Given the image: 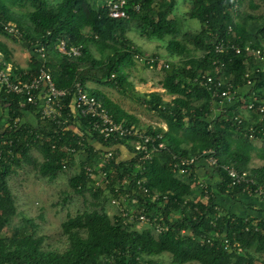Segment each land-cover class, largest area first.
<instances>
[{"label":"trees","instance_id":"1","mask_svg":"<svg viewBox=\"0 0 264 264\" xmlns=\"http://www.w3.org/2000/svg\"><path fill=\"white\" fill-rule=\"evenodd\" d=\"M189 1L191 6L184 17L201 22V29L194 33H182L176 17L165 15V12L174 11L177 0H129L125 8L128 17L121 19L110 17L103 0H60L57 3L51 0H0V33L10 35L3 28V23L9 21L21 29L23 37L20 39L30 52L29 72L37 71L40 66L30 42L37 39L45 42L47 66L60 88L71 87L76 81L83 84L87 81L121 83L126 77L125 67L135 64V54L145 55L128 36L132 28L148 38L171 37L166 47L171 54L180 56L176 62L152 56L156 59L153 66L160 65L164 69L162 88L173 96L172 99L166 100L156 91L143 96L148 106L167 124L166 130L161 126L145 128L136 116L97 89H90L104 101L116 120L134 124L150 133H160L167 145L160 156L145 161V170L141 173L136 166V157L122 158L124 149L126 152L132 149L129 140L124 138L107 143L114 144L115 158L103 166L107 178L100 183L85 169L86 165L96 162L97 154L93 150L81 152L79 162L72 159L64 164L69 152L60 150L61 147L52 149L62 131L49 121L40 120L37 126L23 123L24 111L35 112V108L22 107L17 96L1 91L0 100L8 105L9 126L6 127L0 117V264H160L165 253L171 257L169 264H264V215L246 216L232 212L219 201L220 196L226 195L237 202L246 193V184L229 187L230 178L223 170V164L248 171L253 180L251 188L264 186V164H252L254 154L264 161V114L252 111L253 117L246 118L238 110L241 100L250 101L254 92L264 101V59L255 60L245 52L236 54L230 50L217 54L213 50V40L219 38L232 40L242 47L259 48L264 53V12L258 16L241 12L244 0ZM28 3L33 9L24 18L14 7H24ZM137 5L139 9H136ZM181 33L185 42L201 49L200 55H194L177 38ZM60 38L67 39L69 44H83L82 56L71 58L59 54L56 44ZM92 47L100 52V57L94 54ZM0 50L10 59L6 44L0 42ZM215 59L224 66L213 64ZM255 64L260 69L253 75L254 84L248 88L247 70ZM201 69L210 71L216 78L222 76L225 84L237 93V104H229L226 112L214 113L209 92L194 82ZM219 100L216 99V103ZM236 115H240L242 122L235 120ZM17 118L22 122L15 126ZM37 132L44 137H37ZM74 133L73 129L67 130L58 145L75 144L78 133ZM256 139L263 143L257 146ZM4 140H12V143H3ZM33 146L42 153L40 163L30 154ZM210 148L216 151L218 168L200 161L183 175L170 165L172 153L191 158L201 156ZM19 157L35 163L42 177L49 180H54L60 172L73 170L69 178L72 190L84 196L89 192L93 198L91 209L70 215L63 223L67 236L64 250L45 249V237L35 236L25 227H15L8 233L18 211L9 177L13 166L20 163ZM124 176L128 177V191L137 200L136 205L140 207L146 202L152 217V222L143 223L145 225L140 229L135 224L126 227L124 217L111 203L113 197L121 198L119 191L124 192ZM140 177L147 179L151 194H160L158 200L139 193L135 183ZM199 179L204 180L209 192L206 201L198 198L199 192L205 193L198 184ZM212 179L215 180L213 184ZM108 202L116 208L112 216L106 210ZM216 206L220 211L215 209ZM247 207L257 208L264 214L263 203H252ZM156 216L167 227L161 233L155 231L153 218ZM27 224L34 226L29 218ZM225 239L229 242L228 248Z\"/></svg>","mask_w":264,"mask_h":264},{"label":"built area","instance_id":"2","mask_svg":"<svg viewBox=\"0 0 264 264\" xmlns=\"http://www.w3.org/2000/svg\"><path fill=\"white\" fill-rule=\"evenodd\" d=\"M129 0H107L106 7L109 15L115 19L127 18L126 6ZM140 6L137 5L136 9ZM4 30L10 35L18 38L23 37V32L14 22H4ZM229 30L232 31L231 26ZM234 34V32H233ZM33 46L35 54L40 60V66L35 72H29L27 69L20 71L18 67L14 66L12 62L8 60L3 51L0 50V90L6 94H13L18 97L19 105L24 107L30 105L35 108V114L41 121L52 122L61 131L57 137V140L52 144V149H58L65 146L67 152V158L64 160V164L72 161V159L79 162L76 157L80 156L87 149H91L97 154L96 162L94 165H86L85 169L89 175L94 178L97 183L107 178V173L103 171V166L110 163L115 158V146L107 145L109 142H117L120 139L126 138L132 145V149L128 152L130 158H137L136 166L141 173L145 170V161L150 160L153 157L160 156L162 151L167 149L166 143L162 140L163 136L160 133H150L144 129L138 128L134 124H128L125 121L116 120L114 114L106 107L104 101L96 94L90 92L85 84L81 81H76L71 87L60 88L57 86L53 74L50 68L47 66V46L45 42L41 40H35L30 42ZM57 51L63 56L71 58H78L83 54V44H69L65 38H60L56 44ZM213 50L217 54L227 53L230 50L236 54L247 53L252 55L255 60L264 59V53L259 48H252L250 46H240L232 40H223L215 38L213 40ZM136 58L143 59V56L135 54ZM149 57V56H147ZM156 59L154 57L147 58L146 63L153 66ZM247 62V61H246ZM213 64L216 66H224V63L219 59H215ZM168 67V64L165 63ZM259 66L254 65L248 68L246 74L247 87L251 88L254 84V76L259 71ZM114 76V75H113ZM194 82L199 86L204 87L210 94L211 105L214 113L216 111L226 112L228 104H233L236 101V92H233L231 86L225 84L224 79L221 77H214L210 71L200 70L198 75L194 78ZM216 99H220L216 103ZM8 106V105H7ZM245 107L250 111H257L264 114V101L260 100V97L254 92L251 95V100L245 103ZM8 108V107H7ZM9 118V114L7 113ZM214 115H212V118ZM235 120L242 122L240 115L235 116ZM21 119L15 120V126L21 123ZM7 127L8 123H4ZM73 129L78 133L76 143H70L68 145H58V142H62L67 130ZM32 133V132H31ZM74 133V134H76ZM37 137L43 138L44 135L39 132ZM8 140H4L3 143H7ZM8 143H12L10 140ZM126 148V146L124 147ZM133 152V153H132ZM200 161H204L206 164L218 168L220 165L216 156V151L212 148L206 149L202 152L201 156H193L191 158H182L179 155L172 153L170 165L173 169L180 174H187L192 170V166L198 164ZM230 178L229 187L235 185L246 184L244 187L245 196L258 197L264 203V186H257L251 188L250 183L253 180L249 177L248 171H240L234 166L228 164L221 165ZM128 176V175H127ZM124 176L123 190L120 192L121 198L113 197L111 203L119 209V213L124 217V225L131 227L135 224L137 227L139 224L151 223L152 217L149 215L146 209V202L138 207V202L134 199L133 195L129 193L128 177ZM200 188L208 194V190L204 184L203 179L198 180ZM248 184V185H247ZM135 186L139 193H143L150 197L151 200H158L160 194H151L148 187V182L145 177H140L136 180ZM120 187V186H119ZM119 188L117 187L116 191ZM164 198H168L167 195ZM131 200L126 204L127 200ZM168 200V199H167ZM215 209L220 211V207L216 206ZM155 220V231L161 233L167 227L158 221V217L153 218ZM226 248L229 247L227 239L224 240ZM146 264V263H140Z\"/></svg>","mask_w":264,"mask_h":264},{"label":"rangeland","instance_id":"3","mask_svg":"<svg viewBox=\"0 0 264 264\" xmlns=\"http://www.w3.org/2000/svg\"><path fill=\"white\" fill-rule=\"evenodd\" d=\"M51 1L57 3L60 0ZM97 1L101 2V0ZM103 1L105 2L107 0ZM190 6L191 3L188 0H177L174 12H165L167 17H176L181 31L185 33H194L201 28V22L198 19L184 17V13L189 10ZM14 9L21 16L24 15L25 18L26 13L32 10L33 7L28 3L24 7L15 6ZM240 11L258 16L264 12V0H244L240 6ZM24 18L21 17L20 19L25 21ZM128 36L143 53L147 52L151 55V53L158 51L162 55L160 57L166 62H176L180 58L177 54H171L166 47L168 39L171 37H165L164 39L144 37L136 28L128 31ZM177 38L186 44L194 52V55H200L202 53L201 49H195L193 44L185 42L182 33ZM4 41L11 42L17 50H26L23 39L0 33V42L3 43ZM92 49L96 56H101L95 47H92ZM139 55L143 56V59L141 60L134 56L135 64L125 67L126 77L125 79H121V83L108 84L87 81L85 86L88 90L97 89L102 95L109 98L123 110L136 116L140 121V125H144L145 128L147 126H159L158 123H161L159 114L148 106L143 96L144 94L155 91L160 92L164 99H169L172 95L167 94L165 89L162 88V81L165 76L164 69H161L160 65L155 68V66L145 64L147 58H152V56ZM27 63H30L29 59ZM18 70L24 71V69ZM89 91L91 92V90ZM6 113L8 112L6 111ZM3 119V123H8V116L6 117L5 115ZM22 121L23 123L28 122L25 117ZM32 122V125L37 126L40 119H33ZM254 143L260 146L263 140L256 139ZM65 148L63 146L60 150H65ZM30 154L38 163L43 160L42 153L35 146L31 148ZM80 156L76 158L80 159ZM19 158L20 163L13 166V172L9 177V184L15 196L18 211L13 218L11 226L8 228V233L12 232L15 227H25L29 232H33L35 236L43 235L45 237L43 243L45 249L64 250L67 247V236L63 230V223L70 215L74 216L79 212L91 209L93 198L89 192L84 196L72 190L69 184V178L73 170L70 169L60 172L54 180H49L46 177H42L35 163L26 158ZM252 164L258 166L264 164V161L257 158L254 154ZM198 198L206 201L208 196L206 193L199 192ZM106 210L111 216L116 213V208L109 202L106 204ZM253 211L257 216L264 215L258 212L257 208ZM27 218L32 220L33 227L27 224ZM144 225L139 224L137 228L140 229ZM162 257L163 259H161L160 264L170 263L171 257L167 253Z\"/></svg>","mask_w":264,"mask_h":264},{"label":"crops","instance_id":"4","mask_svg":"<svg viewBox=\"0 0 264 264\" xmlns=\"http://www.w3.org/2000/svg\"><path fill=\"white\" fill-rule=\"evenodd\" d=\"M189 1V0H188ZM190 2V1H189ZM174 12V11H173ZM172 12V13H173ZM170 18H174V17H170ZM201 29V28H200ZM199 29V30H200ZM184 31H182L183 33ZM140 33V32H139ZM141 34V33H140ZM145 37V36H144ZM4 44L7 45V47L9 48L10 50V59H8L10 62H12L14 64V66L20 68V69H26L27 66L29 65L27 63V60L29 59L30 61V52H29V49L25 46L26 50L25 51H20V50H17L16 48H14L15 46L11 44V42H7V41H4L3 42ZM135 44V43H134ZM135 46H137L135 44ZM138 47V46H137ZM29 52V53H28ZM94 52V51H93ZM95 54V53H94ZM145 55H150V53H144ZM96 55V54H95ZM154 55H157V56H162L160 52L158 51H155L153 53H151L150 56H154ZM224 79V78H223ZM225 81V80H224ZM90 90V89H89ZM1 92V90H0ZM92 92V91H91ZM173 97V96H172ZM169 98V99H166V100H171L172 99ZM242 102L240 103V105L238 106V110L241 114L242 117H246V118H251L253 117V113L252 111L248 110L247 107H245V103H247V99L244 98L241 100ZM237 103H234L233 105H236ZM229 105V104H228ZM232 105V106H233ZM229 107V106H228ZM6 111L8 112V108L6 106V104H3L0 100V117L3 119V117L6 115L7 117V113ZM24 117L25 119L28 120L29 123H33V119H36L38 118V116L32 112V111H24ZM23 117V118H24ZM161 118V117H160ZM27 122V123H28ZM159 126L163 127L165 130L168 128L167 127V124L164 122V120L161 118V123H158ZM130 155L128 154V152H126V150L124 149L123 151V156L122 158H128ZM212 181H215L214 179L211 180ZM217 182H215L214 184H216ZM213 184V182H212ZM258 200V201H256ZM219 201L220 203L222 204L223 207H226L227 209H229L230 211L232 212H238L241 214L243 213V215H256L254 213V209H251V208H248L247 205L249 206V204H252V203H257V204H262L263 202L259 200V198H256V197H248V196H242L239 201H234L233 199L229 198L228 196L226 195H223V196H220L219 197ZM264 205V203H263ZM245 212V213H244Z\"/></svg>","mask_w":264,"mask_h":264}]
</instances>
